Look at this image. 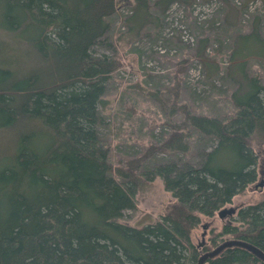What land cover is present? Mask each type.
<instances>
[{"label":"trees","instance_id":"trees-1","mask_svg":"<svg viewBox=\"0 0 264 264\" xmlns=\"http://www.w3.org/2000/svg\"><path fill=\"white\" fill-rule=\"evenodd\" d=\"M176 1L132 3L136 15L146 18L150 8L164 11ZM2 2L1 25L31 37L43 70L17 77L0 68V126L27 119L41 123L51 139L45 143L33 131L21 136L17 153L0 169V264H198L200 250L191 237L201 216H213L257 182L259 154L252 142L262 144L264 153V81L246 77L243 91L231 95L235 112L228 116L183 111L159 150L188 153L204 138L215 141L197 149L194 160L141 170L135 160L128 169H114L96 125L108 80L121 64L115 41L106 35L109 19L127 0ZM252 34L258 39V32ZM100 41L111 55L92 54ZM156 176L173 197L164 213L143 226L122 223L124 210L135 207L134 188ZM235 221L223 223L203 252L229 235L264 254V197L240 207ZM203 264L264 261L231 246Z\"/></svg>","mask_w":264,"mask_h":264},{"label":"rangeland","instance_id":"rangeland-1","mask_svg":"<svg viewBox=\"0 0 264 264\" xmlns=\"http://www.w3.org/2000/svg\"><path fill=\"white\" fill-rule=\"evenodd\" d=\"M216 1L218 4L210 7L206 5L210 0H177L164 11L150 8L144 18L136 15L132 0H127L110 17L106 35L115 41L121 64L108 80L98 105L96 130L110 146L114 169L127 168L135 160L141 163L139 170L157 162L194 160L197 149L205 150L215 141L197 140L198 147L188 153L173 155L159 150L172 124L181 122L183 111L228 116L235 112L231 95L243 91L246 77L256 75L264 81V0H243V4ZM3 11L0 0V68L10 69L17 77L42 71L31 37L21 29L7 30L1 25ZM255 31L258 39L252 34ZM243 41L251 46L243 45ZM91 52L95 56L111 55L101 41ZM30 131L49 144L51 137L41 123L21 119L0 126V169L10 164L19 138ZM252 146L259 154L254 182L258 183L264 178L263 146L256 140ZM145 154L147 158L142 159ZM254 183L223 206L235 208L231 215L220 218L216 211L213 216H201L191 237L200 255L223 223H237L240 207L263 199V187L255 188ZM134 200L135 207L125 209L119 220L143 226L158 220L173 197L164 189L162 178L156 176L134 188ZM229 238L222 236L220 242Z\"/></svg>","mask_w":264,"mask_h":264},{"label":"water","instance_id":"water-1","mask_svg":"<svg viewBox=\"0 0 264 264\" xmlns=\"http://www.w3.org/2000/svg\"><path fill=\"white\" fill-rule=\"evenodd\" d=\"M263 185H264V180L262 179L255 185V188L262 187ZM234 212H235V208H233V207H230V208L223 207L217 211V215L220 218H224L226 215H231ZM231 246L245 247L246 249L250 250L256 256H258L259 258H261L264 261V254L259 249L254 247L253 245L246 243L244 241H241V240L229 239V240L223 241L222 243H220L218 246H216L211 251H207V252L203 253L202 255H200V257L198 259V264H203V262L207 258L213 257V256L217 255L222 249H224L226 247H231Z\"/></svg>","mask_w":264,"mask_h":264},{"label":"built area","instance_id":"built-area-1","mask_svg":"<svg viewBox=\"0 0 264 264\" xmlns=\"http://www.w3.org/2000/svg\"><path fill=\"white\" fill-rule=\"evenodd\" d=\"M235 1H236L237 3H239V1H240V3H241V0H235ZM208 4H210V5H209L210 7H213V6L215 7L218 3H217L216 0H211L210 2H207V3H206V5H208ZM209 6H208V7H209Z\"/></svg>","mask_w":264,"mask_h":264},{"label":"flooded vegetation","instance_id":"flooded-vegetation-1","mask_svg":"<svg viewBox=\"0 0 264 264\" xmlns=\"http://www.w3.org/2000/svg\"><path fill=\"white\" fill-rule=\"evenodd\" d=\"M205 253V252H204ZM203 254V253H202Z\"/></svg>","mask_w":264,"mask_h":264}]
</instances>
